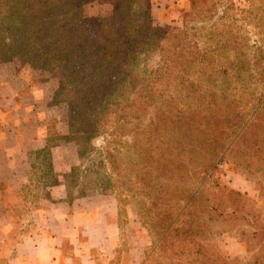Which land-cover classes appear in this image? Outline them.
I'll return each instance as SVG.
<instances>
[{"label": "trees", "instance_id": "1", "mask_svg": "<svg viewBox=\"0 0 264 264\" xmlns=\"http://www.w3.org/2000/svg\"><path fill=\"white\" fill-rule=\"evenodd\" d=\"M93 1L0 0V61L39 67L49 58L65 70L60 95L78 157L107 137L104 159L141 203L152 255L170 264H264V216L244 194L211 181L228 160L264 196V0H189L181 28L162 39L157 67L133 84L147 25L130 17L146 6L128 0L86 20L83 7ZM225 233L256 253L242 262L212 250Z\"/></svg>", "mask_w": 264, "mask_h": 264}, {"label": "rangeland", "instance_id": "2", "mask_svg": "<svg viewBox=\"0 0 264 264\" xmlns=\"http://www.w3.org/2000/svg\"><path fill=\"white\" fill-rule=\"evenodd\" d=\"M127 1L96 0L83 7V15L86 20H96L105 13L121 8ZM147 1L143 0V3L136 1L138 5L146 6L144 8L146 14L135 13L130 17L139 20L145 18L147 25L143 31L145 41L134 49L139 57L136 68L129 75L132 84L157 67L158 50L164 35L173 28H181L184 12L188 10V8L181 10L177 18H174V14H171V18H155L154 8L148 7ZM232 1L240 7L245 3V0ZM219 12L220 9L213 18H217ZM248 36L251 42L256 40L252 33H248ZM199 45L202 46V42H199ZM48 60L39 67H28L17 61H0V97H9L13 94L17 98L18 105L14 114L9 112L4 114L5 123H16L19 128H25L27 125L39 127L47 139V149L37 156V161L32 159L33 168L27 174L29 183L24 185L23 193L29 196L28 202L35 205L40 195L46 192V188L54 183L55 175L50 148L61 144L67 151L64 158L68 157L69 160L72 157L75 158L70 172L65 174L71 195L76 193L84 195L95 191L113 195L118 205V222L121 240L125 247L129 245L140 250L144 264H170L167 260L158 258V255H152L154 246L151 233L144 225L143 218L138 215L141 203L120 187L121 179L111 174L110 167L104 159V145L107 137L95 138L92 142V150L78 157L76 141L72 138L69 129L71 115L68 102L65 96L60 95L59 82L65 70L51 59L48 58ZM152 121L153 113H146L144 126ZM80 135V133L77 134V137L80 138ZM211 179L222 189H232L244 194L246 198L254 202L256 209L264 216V196H260L256 178L247 175L230 161L222 160L213 171ZM209 247L223 257L235 258L242 262L249 260L257 251V248L253 247L247 250L233 233H225L213 238Z\"/></svg>", "mask_w": 264, "mask_h": 264}, {"label": "crops", "instance_id": "3", "mask_svg": "<svg viewBox=\"0 0 264 264\" xmlns=\"http://www.w3.org/2000/svg\"><path fill=\"white\" fill-rule=\"evenodd\" d=\"M149 1L155 18H177L189 7V0ZM17 108L13 94L0 97V264H144L140 250L121 240L113 195H71L65 174L75 158H64L61 144L50 148L54 183L35 205L28 202L33 156L48 146L39 127L5 123Z\"/></svg>", "mask_w": 264, "mask_h": 264}]
</instances>
